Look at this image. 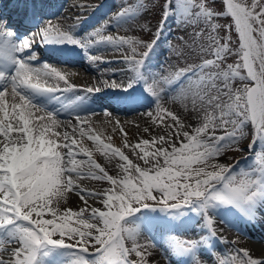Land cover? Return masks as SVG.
<instances>
[{
  "label": "snow or ice",
  "instance_id": "6c2138e0",
  "mask_svg": "<svg viewBox=\"0 0 264 264\" xmlns=\"http://www.w3.org/2000/svg\"><path fill=\"white\" fill-rule=\"evenodd\" d=\"M222 4V11L212 10L207 0H164L159 6L156 37L164 21L175 14L179 24L193 29L185 47L199 62L146 81L156 101L146 116L153 124L163 125L166 135L130 144L127 133L119 128L124 147L144 167L121 148L105 143L87 115H73V124L33 102L34 95H63L77 91V86L47 63L34 66V38L9 43L13 33L0 21V58L14 64L10 75L0 71V264H38V257L58 248L69 250L70 264H150V249L156 245L151 240L141 243L142 235L126 219L140 208H159L176 219L190 211L203 219L209 237H217L213 213L219 207L234 208L245 219H255L264 210V0H222ZM147 11L144 0H125L83 39L50 22L38 34L43 43L85 49L103 44L119 51L127 46L123 59L134 77L142 79L143 63L155 40L143 45L148 51L137 59L142 41L106 33L109 24L120 29ZM221 17H230L231 23L220 25L216 21ZM222 27L228 35H220ZM233 30L238 37L235 47ZM229 56L236 58L234 63L226 62ZM105 86L120 84L106 82ZM101 90L86 89L87 93ZM165 98L180 103L185 111L190 105L197 123L186 124L180 114L162 105ZM249 127L252 142L247 147L251 149L257 141L262 145L252 164L236 171L235 165L218 162L226 149L240 150ZM94 151L109 161L118 157V174L110 175L94 159ZM81 179L106 181L110 186L102 192L85 191ZM69 192L76 193L85 207L62 208ZM89 198L103 208L92 207ZM185 237L168 235L171 252L189 256L191 264H204L199 249L206 238ZM212 255L213 264H264V258H254L245 248Z\"/></svg>",
  "mask_w": 264,
  "mask_h": 264
},
{
  "label": "rangeland",
  "instance_id": "374dc122",
  "mask_svg": "<svg viewBox=\"0 0 264 264\" xmlns=\"http://www.w3.org/2000/svg\"><path fill=\"white\" fill-rule=\"evenodd\" d=\"M97 1H100V0H79V2H77V3H75L76 0H69V4L72 3L69 6L75 5V7L74 8H68V10L66 8V10H65V6L63 5L61 7V10L65 14L63 17H57L56 19H58V20H55V21L62 22L64 20H69V21L71 20L73 23L79 15L82 16L84 14V12L81 13L82 10L85 9L83 7H89V8H86V10H85V12H86L92 6H94ZM163 2H164V0H144L145 6L148 9L146 14H144L142 17L137 19L135 22L125 24L120 29H117V27L114 28L112 26L108 28L112 35H119V36L131 35V36H134L137 40H140L143 42V44L137 46V51H136V58L137 59H140L142 54L145 51H148V49H146L143 45L151 43L153 40H155L154 47H152L151 50L148 52L146 60H151V62H156V63H158V61H159V63H160L161 60H157V55L159 54L160 56H162V58L164 60L163 67L153 68L159 72V75H167L168 72H170V73L175 72L178 68L185 67L189 63L199 62L198 58H196L194 56H190L188 54V50L185 47V41H188L189 43L191 42L189 39V34L193 31V29L191 27H185L184 25L179 24L177 22V16L175 14L170 15L164 21V23L160 29V32L158 33V38L156 37L157 28L159 26V21L161 19V13H160L159 6ZM248 2L250 3L251 0H248ZM123 3H125V0H114L113 10H112V5H110L109 7H107L108 9L102 13L103 16H106L110 10H112L113 13L117 12ZM207 3L212 8V10H214V11H222L223 10L222 0H207ZM78 12H79L78 16L73 17V15H75ZM102 22H105V19H103ZM216 22L222 26L227 25V24L231 23V18L230 17H221ZM97 25L98 24L96 22V26ZM96 26L92 25V27H96ZM98 27L99 26H97L96 28H98ZM196 30H199V29L197 28ZM219 32H220L221 36L229 34V33H227V31L223 27L221 29H219ZM231 36H232L231 44L233 47H235L238 45V37H237L234 30L231 32ZM181 37H183L184 39L181 40ZM112 51H117V50L112 49ZM126 51H127V46H125L124 49L117 51L116 55L118 57V60L114 61V62H109V63H105V64H101V63L98 64L97 62L90 61L89 63L91 64V67L93 68L92 70H88L86 68L83 70L82 67H80L78 69L73 68L74 70L69 69V68H65V67H61L62 74H64L69 79L73 78L72 80L73 81L75 80V82L77 80H81L84 83H89L92 85L94 78H96L97 76H100L101 74H106L107 73L106 70L108 69L109 72H111V71L114 72V74H110L109 77H113L114 80H116L115 83L120 84V86L121 85L127 86L129 83L134 84L135 80L134 81L132 80V78H134V74L129 71V66L123 59V56L125 55ZM109 52H111V51L108 49H105V50L103 49L102 52H100L101 54H99V55H103L104 53H109ZM177 52H180L181 55L178 56ZM116 55L109 56L108 58L114 59V58H116L115 57ZM235 59H236L235 57L229 56L227 58L226 62L227 63H234ZM118 66H119V70L117 69ZM147 70H149V68ZM130 75L131 76L133 75V76L131 77ZM145 75H149L148 80H150L152 78L151 72H149V73L147 72V73H145ZM150 76H151V78H150ZM239 84H240V82L237 81L235 86H239ZM163 106L168 107V108L172 109L173 111H176V110H174L175 106L174 107L166 106V105H163ZM179 106L180 107L178 108V110L176 112L181 115V118L183 120H185L186 124H191V122H189V121L191 118L195 119V114L191 112L190 105H189L188 111H185L182 105H179ZM154 108H155V104L152 103L149 107L145 108V111H152ZM136 114H138V113H136ZM133 115H135V114L127 113V114H124V117L129 118ZM114 117L124 118L122 116H114ZM111 118H113L111 115L110 116L97 115V116H89L88 117L90 124H91V127L94 130H96L100 126L99 124L101 122H99V121L104 122V121L110 120ZM148 120L150 121L151 126L154 127L159 132L156 133L155 135H151V134H147V132L140 133L138 130H136L135 132H132L131 136H127L128 143L135 144L142 139H151L154 136H161V135L167 134L168 130L166 128H164L163 125L153 124L149 117H148ZM94 122H97V124ZM196 123H197V121H195L193 125H195ZM69 129L71 131V128H69ZM118 139H119L118 143H113V140L107 141L105 139L104 141H105V143H111L113 146L121 148L125 152V154H127L129 156L130 159H132L135 163H138L142 167H144L145 165L143 164V161L139 160L138 157L136 155H134L129 148L124 147V137L122 136L121 133L118 135ZM251 142H252V136H251V130L249 127L248 129L245 130V138L240 141V144H239L240 150L237 151V150H235V148L226 149L224 154L221 157L217 158L218 162L235 165L236 171H239L241 168L247 169L248 166L252 164L254 154L256 152H259L261 150V147H262V145L259 143V141H257L253 145V147L251 149H249L247 147V145ZM94 154H96V156L94 155V159H96V161L98 163H100L103 167H105V169L109 172L110 175L115 176L118 174L119 169L116 166L117 162H118V157L113 158L111 161H109V160L105 159V157L100 152L94 151ZM79 183L82 186L86 185V187L88 189H91V191H94V192H102L103 190H105L106 188H108L110 186L106 181H98V180H93V179H81L79 181ZM87 188L86 189L83 188V189L85 191H89ZM62 204H63V202H61L62 208H71L73 210H78L79 208L85 207V205L82 201H80L79 205H77V206H65V205L63 206ZM89 204L92 207H97V208H101V209L103 208L102 204L98 200H92L91 198H89ZM155 209H157V210L154 213H152V215H154L153 216L154 219H152V220L146 219L145 212H146L147 208H140L139 211L134 212L131 216L126 218L128 226L137 229L139 231V233L142 235V237L140 238L141 243H144L148 240H152L151 232L142 230L141 226H144L146 224L145 223L146 221H154L156 218L161 219V217H162V211L159 208H155ZM215 210H214L213 215H214L215 220H216V226H218V227L224 226V233H227L229 226L230 227L235 226V225L229 224L230 222L226 218V215H228V214H225V213L228 210L223 209L221 212L217 213V215H215ZM168 217L174 218L173 216H171L169 214H168ZM182 219L187 220L188 219L187 214H185L184 216H181L179 219L174 218V220H172V221L169 219L168 220H165V219L157 220V221H161V222L164 221V222H167L169 224L171 222L174 224H176L177 222L180 223V228H175V231H173V229H171L172 226H169L167 229L158 232V233H161V235L159 237V240H160L159 243L160 244L162 242H164L165 245L168 248H170L169 244L167 242V237L169 234H171V235L183 234V235H186L185 238H187V239H197V240H199L202 237L203 232H202L201 228L196 227V225L199 224L197 221L194 220L192 222V224L191 223L187 224L186 221L185 222L180 221ZM183 225H184V228H182ZM230 229H232V228H230ZM231 235L236 240H239V239H242V237L240 235H243V234L232 229V233L230 234V236ZM204 237L206 238V235H204ZM155 249L156 250L160 249V246H155ZM64 255H65V253H63L62 254L63 257L69 256L68 254H66L65 256ZM159 255L162 256V254L160 252H159ZM202 258L203 257L200 255V259H202ZM66 260L71 261V259H69V258ZM158 261H161V262L163 261V263H164L165 259H164V257H162V258H160V260H157L156 262H158ZM156 262H155V259H153L152 255H151L150 264H159ZM211 264H213V262Z\"/></svg>",
  "mask_w": 264,
  "mask_h": 264
},
{
  "label": "bare ground",
  "instance_id": "6f19581e",
  "mask_svg": "<svg viewBox=\"0 0 264 264\" xmlns=\"http://www.w3.org/2000/svg\"><path fill=\"white\" fill-rule=\"evenodd\" d=\"M77 2H79V0H76L75 3H77ZM104 6L105 5L102 4V7H104ZM112 14H110V17L112 16ZM89 33H91V32H89V31L85 32L84 34L81 35V37L84 38ZM106 34H111L109 29H108ZM89 48L91 49V51H94L95 48L98 49V50H100L102 48L110 50L111 52H109V53H104L103 55H98L102 60H107L106 62H108V60H112V59H108V57L116 55V52H117V51H112V49L113 50H115V49L112 46H107V45H96V46H92V47H89ZM115 57L116 58H114V60H112V61H117L118 60L117 55ZM157 60H161L160 63L158 61V63L154 64L152 67H149V69H153V68H156V67L157 68L163 67L164 60L161 59L160 56L157 57ZM117 69L119 70V66H118ZM60 70L61 69H59L58 71H60ZM106 72H107L106 74H101L100 76H97L96 78H94L95 81H93V83L94 82L100 83L104 88H108V89H117V88L124 87L123 85L115 87V88L104 86V85H106V82L107 83H112V82L116 81V80H114L113 77H109V74H112L113 71L109 72V70L107 69ZM172 73H174V72H172ZM168 74H170V72H168L167 75ZM132 80L134 81L135 77L132 78ZM77 82H81V81L77 80ZM102 100H104V99H102ZM161 103L163 105H166V106H171V107L175 106L174 110H176V111L180 107L179 105H181L178 102L177 103L172 102L168 98H165V100L162 101ZM112 109H116V107H113ZM146 113L147 112H145L144 114L133 115V116H131L129 118H125V117L124 118H116V117H113L110 120H107V121H104V122L99 121L101 123L99 124L100 126L96 130H99L100 132L103 133L102 139H104V140L106 139L107 141H109L107 138L110 137L111 138L110 140L111 141L113 140V143H118L119 142L118 135L121 133L120 130H119L120 127H122L124 129V132L127 133V136H131L132 132H135L136 130H138L140 133H143V132H145L144 131L145 128H149V131L147 132V134L155 135L159 131H157L154 127L151 126V123L148 120V117L146 116ZM117 121L119 122V125H117V123H116ZM195 121H196V118L195 119L191 118L189 122H191V124H194ZM94 123L97 124V122H94ZM113 128H116V131H113ZM85 143H86V145L89 148L93 147L92 142L85 140ZM94 155L96 156V154H94V152H93V156ZM81 187L84 188V189L87 188L86 185H84V186L81 185ZM88 190L91 191V189H88ZM80 201H81L80 197L76 193L69 192L67 200L66 201H62L63 202L62 205L63 206L64 205L65 206H77V205H79ZM257 218L260 221V223H263L262 225H264V217L261 216V215H258ZM253 227H256V226L254 225ZM216 229H217L218 233H223L224 232V227H222V226L216 227ZM263 229H264V227L262 229H260V230H259V228H257L256 231L250 230L249 232L251 233V236H253V238L254 237H258V235H260V237L262 239H264V230ZM228 232H229V230H227V233ZM253 238H248L247 240L239 241V243H237V245H238L237 248H244L245 247L247 250H249V252L253 255L254 258H264V242H262L261 240L257 241L256 239H253ZM228 246H229V251H230L232 248H231L230 245H226V247H228ZM150 251L152 252V257H153V259H155V262L160 259V257L158 256V252H156L155 249H150ZM210 260L212 262L213 258H208L205 261V264H210V262H209ZM156 263H161V262L158 261Z\"/></svg>",
  "mask_w": 264,
  "mask_h": 264
}]
</instances>
